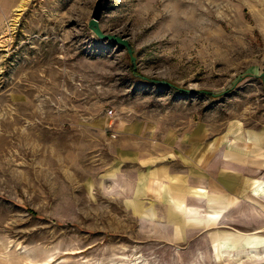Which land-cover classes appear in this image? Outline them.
I'll use <instances>...</instances> for the list:
<instances>
[{
	"label": "rangeland",
	"instance_id": "rangeland-1",
	"mask_svg": "<svg viewBox=\"0 0 264 264\" xmlns=\"http://www.w3.org/2000/svg\"><path fill=\"white\" fill-rule=\"evenodd\" d=\"M98 2L0 0V264H264V232L172 215L127 141L264 127V0H110L134 63Z\"/></svg>",
	"mask_w": 264,
	"mask_h": 264
},
{
	"label": "crops",
	"instance_id": "crops-1",
	"mask_svg": "<svg viewBox=\"0 0 264 264\" xmlns=\"http://www.w3.org/2000/svg\"><path fill=\"white\" fill-rule=\"evenodd\" d=\"M255 70L250 76L260 78L264 88V64ZM150 130L144 129L143 137L136 131L127 134L128 156L150 167L148 182L159 186L172 215H183L196 228L264 232V127L201 135L197 124L182 137ZM132 196L142 195L135 189ZM201 206L206 207L202 216ZM151 218L147 211L142 214V219ZM255 245L264 247V242Z\"/></svg>",
	"mask_w": 264,
	"mask_h": 264
},
{
	"label": "water",
	"instance_id": "water-1",
	"mask_svg": "<svg viewBox=\"0 0 264 264\" xmlns=\"http://www.w3.org/2000/svg\"><path fill=\"white\" fill-rule=\"evenodd\" d=\"M109 2H110V0H99L97 7H96V10H95L94 18L90 21L89 27L97 35L98 38H100L102 40H106V41L107 40L113 41L116 44H121L124 47H126L128 50V53L131 57V60L134 63L136 61V57L134 56V51H133L130 43L123 37L103 33L99 27L98 18L101 15V13L107 8ZM161 83L164 85L174 87L173 85H171L170 83L165 82V81H162ZM177 90L180 92H184V93L193 92L191 90H185V89H181V88H177Z\"/></svg>",
	"mask_w": 264,
	"mask_h": 264
},
{
	"label": "built area",
	"instance_id": "built-area-1",
	"mask_svg": "<svg viewBox=\"0 0 264 264\" xmlns=\"http://www.w3.org/2000/svg\"><path fill=\"white\" fill-rule=\"evenodd\" d=\"M109 114L112 115L113 114V111H110ZM112 138H116V135L113 134L112 135Z\"/></svg>",
	"mask_w": 264,
	"mask_h": 264
},
{
	"label": "bare ground",
	"instance_id": "bare-ground-1",
	"mask_svg": "<svg viewBox=\"0 0 264 264\" xmlns=\"http://www.w3.org/2000/svg\"><path fill=\"white\" fill-rule=\"evenodd\" d=\"M256 251V250H255Z\"/></svg>",
	"mask_w": 264,
	"mask_h": 264
}]
</instances>
